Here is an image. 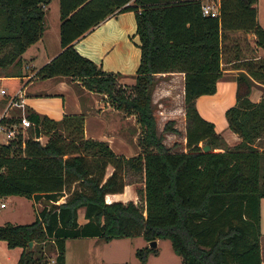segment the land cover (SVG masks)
I'll return each mask as SVG.
<instances>
[{"label": "trees", "instance_id": "16d2710c", "mask_svg": "<svg viewBox=\"0 0 264 264\" xmlns=\"http://www.w3.org/2000/svg\"><path fill=\"white\" fill-rule=\"evenodd\" d=\"M49 1L0 0V67L13 66L8 75H19L21 54L40 39ZM58 1L61 49L34 76L68 77L133 116L139 151L126 157L107 141L84 138L81 114L54 120L27 110L35 124L28 128L29 137L0 144V198L22 195L46 204L29 223L0 225V240L22 248L16 264L46 262L45 246L54 248V264H65L69 238L136 236L146 242L169 239L183 264H261L264 92L256 101L249 95L253 79L264 84L262 60H247L246 72L235 76V102L224 114L227 126L239 136L236 144L227 145L196 106L198 97L215 93L222 76L221 32L252 31L264 47L257 0H219L216 16L203 14L205 0ZM123 11L134 13L140 48L131 85L74 47L92 27ZM175 71L184 73L181 151L164 143V134L177 129L167 120L158 131L152 102L156 74ZM39 135L43 143L33 138ZM128 173L143 182L141 205L113 201L107 194L122 192ZM123 194L116 196L124 199ZM79 208L86 219L82 224L77 220ZM151 252L156 253L155 245L137 248L135 254L144 263Z\"/></svg>", "mask_w": 264, "mask_h": 264}, {"label": "crops", "instance_id": "0c3cea01", "mask_svg": "<svg viewBox=\"0 0 264 264\" xmlns=\"http://www.w3.org/2000/svg\"><path fill=\"white\" fill-rule=\"evenodd\" d=\"M214 4H219V0H210ZM264 6V0H257L256 2V18L258 23L264 28V11L262 10ZM135 17L133 11H123L116 12L114 14L109 15L107 18L99 22L97 25L92 27L88 32H86L83 36L79 37L74 42V47L76 50L82 54L83 56L88 57L97 65H99L103 70L114 72L118 74L119 78L127 85H131L134 82V75L136 73L137 67L139 65L140 59V48L138 46V38L135 34ZM256 35L252 31H223L221 32V46L223 48V53L221 56V69L222 76L217 80L216 83V91L211 94V96L215 97L219 90L221 92L226 89H232L234 78L239 72H246L245 70V62L247 60H256L258 58L264 59V47L259 45L256 41ZM60 42H59V34H49L47 36V30L44 28L43 33L39 40L31 44L27 49L21 54L26 55L27 61L25 65L20 66L19 75H0V78H15L19 79L20 82L23 83V78L26 74L27 70L36 71L48 62L52 57H54L60 51ZM246 54V55H245ZM21 65V64H20ZM28 66V67H27ZM30 68V69H29ZM24 70V71H23ZM156 76H165L163 82L166 85H170L172 88L175 85L174 82L176 80L177 85H184V73L175 71L168 73H159ZM36 77V76H34ZM59 81L62 86H67L72 84L74 86V90L76 92V100H75V110L73 111H65V107H63L60 114L70 115V114H81L83 116V136L84 138H92L96 140H104L109 143L113 151L117 154H122L126 157L132 156L136 154L138 151L133 153L130 147L132 144L126 136L120 132L117 128V123L123 119L127 121L132 119L134 122V117L129 115L126 116L121 111L114 109L111 105H109L103 98L102 94L91 91L76 81L70 80L68 77L64 76H54L50 78H34L28 84H26L27 88L30 89L31 94L27 92L28 96H38L42 95L40 93L44 90L45 83H50L53 81ZM163 80V79H162ZM39 81V82H35ZM252 87H256L260 89L257 96L252 101H256L257 98L264 91V84L253 79ZM23 85V84H22ZM171 88V90H172ZM14 91V89H12ZM7 92L10 94L11 92ZM166 90H170L166 88ZM262 91V92H261ZM184 92V90H183ZM206 95H202L197 98L196 106L200 114L209 121H212L215 124V129L220 133V129L217 127L218 120L215 119L211 115L210 111L207 109L201 110L200 103L203 101L204 107L205 102L204 97ZM26 98V99H27ZM56 98V97H55ZM232 98H229V102L223 105V109L225 110ZM7 101V95H2L0 93V111L3 110L5 103ZM184 106V103H183ZM173 113V112H172ZM49 114V115H47ZM45 115L55 120V115L47 112ZM94 115L99 126L88 125L87 119L89 116ZM133 117V118H132ZM121 119V120H120ZM226 119V118H225ZM168 120L175 121V116H169ZM122 122V121H121ZM220 124V120L219 123ZM164 125V124H163ZM227 125V121H226ZM177 130L178 128L174 126ZM222 127V125H221ZM223 128V127H222ZM158 129V127H157ZM162 130V129H161ZM122 131V130H121ZM159 131V130H158ZM175 133V132H172ZM234 134L226 133L223 138L227 145H234L239 141V136L233 132ZM221 134V133H220ZM129 140V141H128ZM133 140V137H132ZM185 150V149H184ZM108 172L111 171V167L108 168ZM127 182L124 186V189L120 193H107L108 195H112L114 200L128 201L132 200L133 202H137L136 199L138 197V192L143 188V182L139 181L140 186H136L137 184ZM138 183V182H137ZM134 186V187H133ZM121 193L126 194L125 198H120L116 195H120ZM106 194V195H107ZM105 195V199H106ZM18 195H10V197L14 200ZM3 197L0 198V201L5 202ZM36 216V210H38L37 206L40 207L38 203H33ZM264 206L263 197L260 200V228L262 227V207ZM7 207V203L0 209H5ZM83 217L81 219H77L79 224H82L86 221L84 217V210H82ZM31 219L29 222L33 221ZM6 222L17 223L12 219V214L8 213L3 217H0V225L5 224ZM18 224V223H17ZM20 224V223H19ZM137 237V236H136ZM159 239L155 240L157 244ZM150 242H146V245H149ZM33 245V244H32ZM262 244H260V248L262 249ZM66 249V247H65ZM22 251L21 247H8L4 240H0V264H16L18 257ZM66 254V253H65ZM261 264H264V259L261 253ZM65 264L66 263V255H65Z\"/></svg>", "mask_w": 264, "mask_h": 264}, {"label": "rangeland", "instance_id": "374dc122", "mask_svg": "<svg viewBox=\"0 0 264 264\" xmlns=\"http://www.w3.org/2000/svg\"><path fill=\"white\" fill-rule=\"evenodd\" d=\"M264 11V6L262 8ZM44 28L47 30V36L49 34H59V1L50 0L45 7V16H44ZM246 55V54H245ZM260 59V58H258ZM262 60L264 64V59ZM29 61L26 55H22L20 60V66L23 69L25 63ZM19 66V68H20ZM17 68V67H16ZM18 68V69H19ZM30 69V68H29ZM13 66H7L6 68L0 67V75H7L13 72ZM24 71V70H23ZM33 69L27 70L23 78V83L19 79L15 78H0V89L4 88L5 91L10 92L12 89L17 90L22 86V84H28L34 78ZM157 77V76H156ZM163 79V80H162ZM166 77L158 76L155 87L152 92V102L155 105V115L156 122L159 132L161 131L163 124L168 120L169 116H175L174 126L178 128L176 133L168 132L164 134V143L166 146L175 151H181L185 149V116H184V106H183V88L182 86L177 85L175 80L173 88L170 85H166L164 81ZM121 80V79H120ZM122 81V80H121ZM39 82V81H35ZM254 86V85H253ZM170 88V90H166ZM172 88V90H171ZM28 91L25 90L27 95L31 94L29 88ZM260 89L256 87L251 88L249 98L254 100V98L259 94ZM13 91V90H12ZM13 91V92H14ZM11 92V93H13ZM262 92V91H261ZM264 92V91H263ZM262 92V93H263ZM10 93V94H11ZM42 95L38 96H28L26 99V112L34 111L39 114H46L49 112L52 115H55V120H59L62 117L61 111L65 107V111L75 110V100L77 98L74 86L72 84L67 86H62L59 81H53L50 83H45L44 90L41 91ZM236 81L234 78L233 88L226 89L221 92L218 91L217 95L214 97L211 94L204 97L205 107L203 101L200 103L201 110L209 109L211 115L218 120L217 127L220 129L221 135L225 136L226 133L234 134L233 131L226 125L225 119V110L223 105L228 103L229 98H232L226 107H229L234 104L236 97ZM56 97V98H55ZM2 110L0 111L1 114ZM11 113H17L18 111L13 109L10 110ZM173 112V113H172ZM49 115V114H47ZM50 116V115H49ZM89 116L87 119L88 125L99 126L94 115ZM133 118V117H132ZM121 120V119H120ZM220 120V124L219 123ZM122 121V122H121ZM117 123V128L122 132L124 136L129 138L132 147L131 151L135 153L139 151L137 146L138 138V129L134 127L132 119L128 121L123 119ZM222 125V127H221ZM122 130V131H121ZM133 137V140H132ZM46 138V137H45ZM128 140V141H129ZM214 150H220L216 148ZM262 171H264L262 169ZM140 180L138 175L128 173L126 175V181L139 185ZM138 182V183H137ZM134 187V186H133ZM138 192V197L136 199L139 202V205L142 204V196ZM126 194L123 196L125 198ZM12 199L10 196L3 197L2 199L7 203L5 209H0V217L10 213L12 214V219L19 223H28L35 216L33 202L31 199L18 195ZM116 198V197H115ZM62 200V199H60ZM59 200V202H60ZM264 200V197H263ZM42 206L46 204L44 200L41 201ZM38 210L41 209L37 206ZM83 208L77 210V219H81ZM262 227L260 228V244H262V257L264 259V206L262 207ZM146 245V240L141 237H121V238H112L106 240L101 237H79V238H69L65 240V253L66 263L67 264H183L182 257L175 253L171 246L169 239H159L157 244H155L156 253H149L147 260L142 263L136 256L135 251L137 248ZM150 246H154L151 243ZM46 247V246H45ZM44 247V255L46 262L50 263L51 258H54L53 250L54 248L50 246L48 249ZM44 260V259H43ZM39 262L38 264H43L44 261Z\"/></svg>", "mask_w": 264, "mask_h": 264}, {"label": "built area", "instance_id": "2783aa9c", "mask_svg": "<svg viewBox=\"0 0 264 264\" xmlns=\"http://www.w3.org/2000/svg\"><path fill=\"white\" fill-rule=\"evenodd\" d=\"M203 14H209L211 16H216L218 14V5L212 3L210 0H205L202 4ZM28 67V66H27ZM34 75V74H33ZM2 95H7V101L5 106L0 114V144H9L12 141L21 138L23 142L26 138L29 137L28 128L34 127V123L27 117L26 112V98L25 93V84L20 86L11 94H7L4 88L0 89ZM17 110V113H11L10 110ZM12 117H18V120L11 121L8 120ZM36 140H39L43 143L44 138L42 135L34 136ZM2 168L0 169V171ZM42 206L41 201L37 202ZM56 203H59L57 201ZM5 205V202L0 201V208ZM55 258H51L50 263L44 262L43 264H54Z\"/></svg>", "mask_w": 264, "mask_h": 264}, {"label": "water", "instance_id": "95a60500", "mask_svg": "<svg viewBox=\"0 0 264 264\" xmlns=\"http://www.w3.org/2000/svg\"><path fill=\"white\" fill-rule=\"evenodd\" d=\"M209 148H210V147H209V145H207V144H205V145L203 146V150H204V151H207ZM150 243H151L152 245H153V244H154V245L156 244L155 241H152V242H150ZM29 246H32V241L29 242Z\"/></svg>", "mask_w": 264, "mask_h": 264}]
</instances>
